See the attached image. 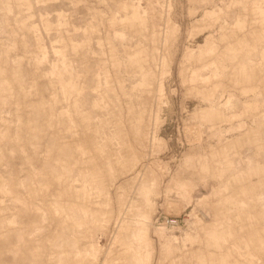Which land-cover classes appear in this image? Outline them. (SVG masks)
Wrapping results in <instances>:
<instances>
[{
    "label": "rangeland",
    "instance_id": "obj_1",
    "mask_svg": "<svg viewBox=\"0 0 264 264\" xmlns=\"http://www.w3.org/2000/svg\"><path fill=\"white\" fill-rule=\"evenodd\" d=\"M0 264H264V0H0Z\"/></svg>",
    "mask_w": 264,
    "mask_h": 264
},
{
    "label": "built area",
    "instance_id": "obj_2",
    "mask_svg": "<svg viewBox=\"0 0 264 264\" xmlns=\"http://www.w3.org/2000/svg\"><path fill=\"white\" fill-rule=\"evenodd\" d=\"M166 222L169 223V224H175L176 219H175V218H168V219L166 220Z\"/></svg>",
    "mask_w": 264,
    "mask_h": 264
}]
</instances>
